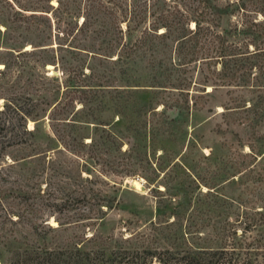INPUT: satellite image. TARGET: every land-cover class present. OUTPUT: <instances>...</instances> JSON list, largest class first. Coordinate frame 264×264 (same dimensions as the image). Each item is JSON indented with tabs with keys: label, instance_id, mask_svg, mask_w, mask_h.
Here are the masks:
<instances>
[{
	"label": "rangeland",
	"instance_id": "obj_1",
	"mask_svg": "<svg viewBox=\"0 0 264 264\" xmlns=\"http://www.w3.org/2000/svg\"><path fill=\"white\" fill-rule=\"evenodd\" d=\"M183 2L197 4L0 0V264L43 240L74 241L90 264H264L260 235L256 253L240 250L257 230L244 239V221L264 213V99L245 108L257 89L204 85L213 77L193 63L187 111L165 102L173 81L151 53L126 55L141 26L168 24ZM151 41L174 58L171 36Z\"/></svg>",
	"mask_w": 264,
	"mask_h": 264
},
{
	"label": "trees",
	"instance_id": "obj_2",
	"mask_svg": "<svg viewBox=\"0 0 264 264\" xmlns=\"http://www.w3.org/2000/svg\"><path fill=\"white\" fill-rule=\"evenodd\" d=\"M247 1L249 0H234L224 4L225 0H197V4H192V7L184 2L176 3L177 7L172 19H170V24L153 22L151 25L141 26L134 43L131 45L132 48L127 47L126 55L130 56L132 52L136 51L144 53L146 51L153 55L148 59L151 67H154L155 72L162 77H169L168 79L173 81L172 83L169 82L171 87L169 84L161 85V81L156 82L158 83L157 86H162L160 91L167 93L165 96L167 101L165 99V102L172 100L170 104L172 106H178L174 103H180L188 111L195 105V102H190L188 99L189 90L186 88L190 86L191 80L185 74V70H188L187 66L193 63H200L201 70L213 77L210 79L206 76L204 85H211V83L229 85L233 83L253 91L257 89L256 99L245 108L259 105L264 99V91L260 95L259 89L264 87V84H260L255 79L257 75L252 76V74L254 69L264 73V4L262 10H250V6L246 4ZM232 14L236 15L234 24L223 32L218 30L221 18ZM107 17L111 19L112 24L120 26L122 20L112 15ZM86 19L85 17L83 21L86 22ZM191 21L193 27L190 26ZM159 28H163V31L159 32ZM121 31L119 27L120 34H122ZM168 36L176 41L174 58L170 57L169 59L159 57L161 54L156 53V50L161 49L163 45L157 47L151 41L152 37L165 40ZM254 79L255 81H252ZM183 81L186 84H183ZM173 89L177 90L176 95L173 94ZM201 91H205V86H202ZM170 95L172 96L168 98ZM179 95L181 96L178 97ZM27 113L24 115L28 116ZM263 215L264 213H259L258 219L251 218L244 221L245 226L241 232L244 239H246L247 231L257 228L255 236L250 234V241L248 239L245 246L240 243V250L242 249L245 254L250 250L254 253L258 251L257 248L253 249L250 245L258 244L259 241L256 236L260 235V240L264 238V228L259 226L264 225V219H260ZM48 228L54 229L51 226ZM58 242L52 243V241L43 240L42 244L35 246L27 243L24 246H18L11 251L8 264H90L89 252L80 249L77 243L72 241L66 246H60ZM234 247V245L231 246L233 248L231 251L236 249ZM226 249L228 248H221L216 253L220 254L222 258L226 254ZM80 252H83L84 255H81ZM246 257L250 258V256ZM227 259L228 262L231 261V258ZM158 264L162 263L159 261ZM205 264L226 263L212 258L207 260Z\"/></svg>",
	"mask_w": 264,
	"mask_h": 264
},
{
	"label": "bare ground",
	"instance_id": "obj_3",
	"mask_svg": "<svg viewBox=\"0 0 264 264\" xmlns=\"http://www.w3.org/2000/svg\"><path fill=\"white\" fill-rule=\"evenodd\" d=\"M133 183H135V185H138L136 182H133ZM140 185V184H139Z\"/></svg>",
	"mask_w": 264,
	"mask_h": 264
}]
</instances>
